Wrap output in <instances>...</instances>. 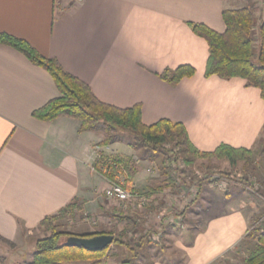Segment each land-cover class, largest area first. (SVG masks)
<instances>
[{"label": "crops", "instance_id": "0c3cea01", "mask_svg": "<svg viewBox=\"0 0 264 264\" xmlns=\"http://www.w3.org/2000/svg\"><path fill=\"white\" fill-rule=\"evenodd\" d=\"M242 7L251 9L257 49L264 0H0V33L56 58L98 100L120 108L139 104L144 124L160 119L181 122L199 151L226 144L257 155L264 146L260 89L242 77L205 76L208 43L187 24L202 23L222 33V11ZM180 65L191 66L194 74L175 85L159 77ZM58 95L44 68L0 43L1 242L22 244L45 216L68 205L75 216L106 220L105 225L79 224L78 233L111 228L116 216L129 212L109 202L103 193L108 179L98 167L92 168L108 157L101 154L111 153L113 145L98 146L101 138L88 130L79 132L77 119L43 121L32 116ZM146 182L137 171L129 185L151 186ZM235 186L232 199L223 201L209 196L211 187L200 188L196 201L184 209L187 224V214L200 218L190 239L177 234V228L163 227L168 243L164 249L173 242L182 252L180 259L169 260L164 249L150 242L135 247L155 251L151 257L141 253L139 264H233L238 255H246L255 205L242 198L241 185ZM200 195L203 204L192 207Z\"/></svg>", "mask_w": 264, "mask_h": 264}, {"label": "trees", "instance_id": "16d2710c", "mask_svg": "<svg viewBox=\"0 0 264 264\" xmlns=\"http://www.w3.org/2000/svg\"><path fill=\"white\" fill-rule=\"evenodd\" d=\"M222 18L226 25V29L222 33L216 32L202 23H187L195 34L203 37L208 43L209 54L204 75H217L226 79L231 77L245 78L248 85L260 89L264 99V20L258 27L259 45L256 49L252 35L254 18L249 7L224 9ZM0 43L16 48L33 64L44 68L51 75L59 95L32 111V116L39 120L48 121L60 116L71 117L80 122V132L95 129L97 123L102 122L106 137L98 145H108L114 138L111 133L112 130H122L131 134L134 145L141 146L144 149L156 151L165 144L179 147L178 152L184 153L182 156L183 160L186 161H189L190 158L216 157L226 159L233 168L238 161L243 160L246 164L251 159L252 151L250 149L233 148L226 144H220L213 151H199L190 142L186 129L181 122L160 119L152 124H144L141 121V107L139 104L120 108L104 103L94 96L86 83L67 72L56 58L41 55L27 41L7 33H0ZM193 74L194 69L191 66L180 65L172 70L165 69L159 74V77L168 84L175 85L182 78L190 77ZM162 153L164 158L161 174L164 177V185L151 188L150 191L159 190V188L169 185L175 186L170 164L167 163L170 156H167L164 152ZM261 153L264 154V146ZM100 164L102 165L98 168L109 180L117 182V177L122 174V184L128 187L134 174L131 161L119 156H108ZM205 182L202 179L197 180L199 189ZM71 207L72 205H68L55 214L45 216L40 221L39 226L44 230H48L49 234L35 240L31 260L27 264H72L71 262L79 261L96 264L106 254L110 245L102 250L89 251L81 247L66 246L64 244L66 238L70 235L112 234V232L107 231L72 234L56 230L52 220L63 216L65 212L71 211ZM116 218L125 221V228L122 229L120 234L114 236L113 240L116 243L122 244L129 250H133L142 243H150V240L143 235L137 238L135 242L121 240V237L126 235V231L141 229L144 220L143 215L129 211L128 214L116 216ZM261 225L262 230L257 228L248 233L247 237L255 238L256 243L239 264H264V221ZM123 263L129 262L123 260L121 264Z\"/></svg>", "mask_w": 264, "mask_h": 264}, {"label": "rangeland", "instance_id": "374dc122", "mask_svg": "<svg viewBox=\"0 0 264 264\" xmlns=\"http://www.w3.org/2000/svg\"><path fill=\"white\" fill-rule=\"evenodd\" d=\"M88 131L93 132L96 137H100L101 141L105 139L106 137V132L104 130V125L102 122H98L95 129H91ZM111 133L114 136V138H113V141L109 143L108 145H113L112 152L109 154L100 152L98 154L102 153L101 154L102 157L108 155L110 157L119 156V157H123L124 159H128L129 161H131V165L134 168V174L137 171H141L142 180L147 181L146 183L151 184V186H146L147 188H142V189H140L139 187L136 188L131 185H128V187L124 186L125 188H128V189L134 188L139 192L140 191H145L147 193L154 192V194L156 195L159 194V197L163 199L168 198L167 200L171 202L166 201V203H169L171 204L172 207L177 208L183 202L177 198L173 199L171 198V196L175 192L176 193L179 192V187H177V184H179V179L184 183H187V181L189 182L185 186L187 185L191 186L193 184L196 185L197 194L195 196V199L191 203H194L196 199L198 198V193L200 189L197 186V180L199 179H202V181L204 182L206 181L201 186L203 187V190H206V187H211V192L209 193V196L211 198H214L215 200H222V201L226 197H228V199L229 198L232 199L235 190L238 189L237 188L238 186L236 187L235 184H239L241 185V187L244 188L242 192H240V195L242 196V198H244L245 200H249L250 203H254L255 205L254 206L255 207L254 208L255 217L250 223V227L248 230L249 233L251 231H254L257 228L259 230L263 229L261 225L262 222L264 221V154L263 153L256 151L257 155H253L252 153L251 159L246 164H244L243 160H241V161H238L235 167L232 168L226 159L209 157V158H201V159L190 158L189 161H186V160H183L182 154L184 155V153L178 152L179 147H174L173 145L165 144V145H162L158 150L153 151L151 149H144L141 146L134 145L133 144L134 140L132 139V136L129 132H124L122 130L120 131L112 130ZM98 146H106V145H98ZM95 151H97V149ZM162 152H164L167 156H170L168 158L167 163L170 164L171 174L173 177H176V178L178 177L179 179L178 178L177 180L176 178L174 179V181L176 182L175 186L169 185L161 189L159 188V190L154 189V191H150L151 188L158 187V186L160 187L161 185H164L163 184L164 177L161 174L162 161L164 158ZM97 157L99 156L97 155ZM174 157L176 158L175 160H174ZM254 158H257V159L254 160ZM97 162H99V160ZM97 162L95 163V165H92L93 170H97L96 167H100V165H102L100 164L101 162L99 164H97ZM119 177H117V183L123 186L122 184L123 177H121L120 175ZM221 180H224V182L226 181V185L224 187L220 186L219 182ZM112 182H116V181H112L108 179L107 186H109ZM168 187H171V189H169ZM258 192H261V194H259ZM209 196L207 195V197ZM202 199L203 197L202 195H200L199 200L192 207H195L196 205H198V203L199 204L202 203L203 202ZM109 202H111L114 205V207H117V208L120 207L121 211L130 210L129 208L126 210L122 209L121 203H118V201L109 199ZM162 215H163V212L159 214V216H162ZM189 217L191 218V215L188 216L187 214L186 221L188 222V224L185 222V220H183L184 225L182 227L178 225H171L169 227L177 228L178 229L177 232L179 231L177 234L181 233L179 234L180 236L185 237V239H190V237L192 236L191 231L194 228V226L200 223V220H199L200 218L190 219ZM115 220L116 221L114 223V226H112L111 228L110 226H106V227L104 226V228L102 229H105V230H101V229H96V226L98 223L105 225L106 224L105 219L103 218L96 219V217H94L93 219L91 217L85 218L81 216H75L74 213H70L69 211V212H65L63 216L57 217L54 220H52V224L54 225L55 229L58 231L68 232L72 234H89V233H78L77 227H76L77 225L82 224V223H89V224L96 225L94 226L96 230L92 231L91 233H97L100 231L106 232L107 230V232H112L113 236H117L118 234L121 233L122 229L125 228V223L122 224L123 221H119L117 218ZM154 221L156 224V228H158L157 224H159L162 220L155 217ZM117 224L119 226H117ZM130 233L131 235H128V236L123 235L121 237V240L127 241V242H135L137 238L133 235L134 232L130 230ZM164 233H165V230L162 232L161 236L159 237V240L157 242H154L159 247H161L160 249L162 250L164 249V247L168 245V243L166 244L164 241V238H165ZM48 234H49L48 230H44L42 227H39L37 231H33L31 235L29 234L26 240L22 242V244H19V245L8 244V243H4L0 241V259L2 261V264H27L31 260V253L34 249L35 240L37 238L44 237ZM249 239L250 240H248V244H247L249 246V250H247L246 255L245 253L238 255L236 258L237 260H235V263L233 264H239L249 254V252L254 248L253 245L256 243L255 238H249ZM150 242L154 244L151 240ZM125 249L126 248L122 244H118L113 240L106 254L100 259L99 262L101 264H113V263L121 264L122 261L126 259L128 260L129 264H139V262L142 261L141 253H145L146 257H151L152 254L155 253V251H153L152 249H148V250L144 249L140 251L139 249L135 250L134 248L131 251L126 250L128 252H125ZM164 250H165V254L163 255H167V257H170L171 259L169 258V260L181 258L182 252H180V250L174 247L173 242H171L169 249H164ZM71 263L72 264H88V262H85V261L71 262Z\"/></svg>", "mask_w": 264, "mask_h": 264}, {"label": "built area", "instance_id": "2783aa9c", "mask_svg": "<svg viewBox=\"0 0 264 264\" xmlns=\"http://www.w3.org/2000/svg\"><path fill=\"white\" fill-rule=\"evenodd\" d=\"M173 178L175 179L176 177ZM188 183V181L187 183H184L179 179V184H177V187H179V192H175L171 196V198H177L183 202L177 208L172 207L169 203H166V201H168V198L163 199L159 197V194L156 195L154 194V192L147 193L145 191L139 192L134 188L128 189L117 182H112L109 186L105 187L103 193L106 198L121 203L122 209L126 210L129 208V211L143 215V232H141V230L133 231V235L136 238H139L143 235L150 239L152 242H157L162 232L164 231V226L168 227L171 225H178L182 227L184 225V209L189 203H191L195 199V196L197 194L196 185L193 184L191 186H185ZM219 183L220 186L223 187L226 185V181L224 182V180H221ZM174 184H176L175 181ZM168 188L171 189V187ZM152 207H154V209H152ZM162 212L163 215L159 216V214ZM155 217L162 220L159 224H157L158 228H156V224L154 221ZM128 235H131L130 230L126 231V236Z\"/></svg>", "mask_w": 264, "mask_h": 264}, {"label": "water", "instance_id": "95a60500", "mask_svg": "<svg viewBox=\"0 0 264 264\" xmlns=\"http://www.w3.org/2000/svg\"><path fill=\"white\" fill-rule=\"evenodd\" d=\"M113 238L114 236L109 233H100L91 236L70 235L66 238L64 244L66 246L81 247L89 251H97L110 245Z\"/></svg>", "mask_w": 264, "mask_h": 264}]
</instances>
